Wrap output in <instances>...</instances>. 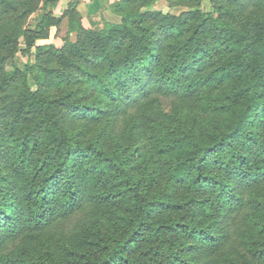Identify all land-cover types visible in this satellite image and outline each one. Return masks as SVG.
<instances>
[{
    "label": "trees",
    "instance_id": "16d2710c",
    "mask_svg": "<svg viewBox=\"0 0 264 264\" xmlns=\"http://www.w3.org/2000/svg\"><path fill=\"white\" fill-rule=\"evenodd\" d=\"M57 1L0 0V264H264V0Z\"/></svg>",
    "mask_w": 264,
    "mask_h": 264
},
{
    "label": "rangeland",
    "instance_id": "374dc122",
    "mask_svg": "<svg viewBox=\"0 0 264 264\" xmlns=\"http://www.w3.org/2000/svg\"><path fill=\"white\" fill-rule=\"evenodd\" d=\"M68 3V2H67ZM111 3V2H110ZM203 5H204V8L205 9H210V3L207 1V0H204L203 2ZM110 4H108L107 7H104L102 8L101 10V21H102V24L104 21H108V22H117L120 20V16L115 13L110 7H109ZM67 6V4H66ZM65 6V8H66ZM154 8H157V9H161L163 11L165 10H170L171 12L173 13H178L179 10H183L186 8V3L185 2H178L174 7H171L169 8L168 7V4H167V1L166 0H156L154 2V5H153ZM55 9V7H54ZM63 11V10H62ZM54 12V11H53ZM38 15H39V11L37 12ZM55 13V12H54ZM34 14V13H33ZM31 15L30 18H29V24L31 26H33L35 24V21L37 20L38 18V15L37 16H34V15ZM61 14V13H60ZM82 23V21H81ZM83 25V24H82ZM84 26V25H83ZM102 26V25H101ZM85 27V26H84ZM94 28H99L97 26H93ZM65 33V24L63 23L57 30L56 28L52 27L50 29V35H49V38L47 39H42L44 41H38L39 43H43V42H51V43H54L55 45L59 46L61 45L62 43V40H61V36ZM21 46H23V42L20 43ZM33 60V56L31 54H21L20 52L17 53L15 56H14V63L17 67L23 69L25 63L27 61H32ZM10 66L8 65L7 68H9ZM30 79V77H29ZM30 84L32 85L33 87V84H32V81L30 79ZM167 106V105H165ZM167 108V107H166Z\"/></svg>",
    "mask_w": 264,
    "mask_h": 264
},
{
    "label": "crops",
    "instance_id": "0c3cea01",
    "mask_svg": "<svg viewBox=\"0 0 264 264\" xmlns=\"http://www.w3.org/2000/svg\"><path fill=\"white\" fill-rule=\"evenodd\" d=\"M69 0H58L53 6V11L55 14H60L65 8ZM78 1V10L80 11L82 18V24L85 27H101V10L104 7H107L110 2L113 0H77ZM55 7V9H54ZM38 11L34 12V16H37ZM44 41V40H40Z\"/></svg>",
    "mask_w": 264,
    "mask_h": 264
}]
</instances>
